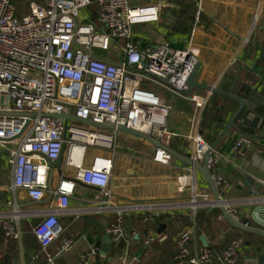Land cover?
I'll use <instances>...</instances> for the list:
<instances>
[{"label":"built area","instance_id":"obj_1","mask_svg":"<svg viewBox=\"0 0 264 264\" xmlns=\"http://www.w3.org/2000/svg\"><path fill=\"white\" fill-rule=\"evenodd\" d=\"M161 5L153 1L131 5L129 0H0V148L7 151L12 171V188L26 192L31 202L45 195L50 163L57 162L65 146L66 164L76 168L74 178L61 176L53 192L54 208L35 211L39 218L33 234L41 250H46L63 232L56 214L66 210L77 182L96 187L109 195L111 159L95 156L90 166L83 164L89 147L113 148L114 131H92V127L72 119L54 117L71 113L96 123L112 122L147 132L163 147H155L153 159L169 164L172 156L164 149L174 135L167 129L170 106L161 91L181 94L197 63V51L188 45L175 48L168 42L140 48L133 41V27L159 21ZM95 15V19L93 17ZM199 3L193 11L194 25L201 21ZM93 49L119 51V58L97 55ZM204 101H196L201 108ZM146 126V128H144ZM79 137H83L82 139ZM87 138L90 140L88 141ZM251 139L239 136L233 150L245 155ZM83 155L74 162L72 151ZM193 160H201L208 149L201 136L195 138ZM194 175L197 171L191 168ZM183 176L180 189L192 182ZM218 186L222 176L214 177ZM191 200L193 213L209 196ZM99 207L97 211L101 210ZM143 213L141 222L159 214L152 206H135ZM237 219L235 210L226 208ZM107 228L111 243L120 244L128 235L122 212ZM6 236L18 240L17 218L0 219ZM192 229H183L175 240L177 264H239L242 237L230 240L219 252L208 247L190 248ZM73 238H64L53 257L69 251ZM97 246L83 254L80 264H91ZM128 264L127 256H119Z\"/></svg>","mask_w":264,"mask_h":264},{"label":"crops","instance_id":"obj_2","mask_svg":"<svg viewBox=\"0 0 264 264\" xmlns=\"http://www.w3.org/2000/svg\"><path fill=\"white\" fill-rule=\"evenodd\" d=\"M153 1L156 0H129L131 5ZM157 2L161 5L159 21L134 26L133 41L140 48L142 42L144 46L168 42L175 48L191 45L197 51L198 69L194 78L197 84L245 97L248 84L252 88L260 80L252 70L255 68L264 74V55L263 62L255 65L262 56L260 48L264 49V0ZM197 3L202 8V15L199 24L194 25L192 11ZM119 55V51L110 50L107 57L114 59ZM161 94L170 106L166 125L174 135L169 147L192 159L198 135L208 147L216 143L211 172L214 177L225 179V183L218 186L221 201L226 208L235 210L237 220H246L251 227L264 229L251 217L253 201L257 198L264 200V174L255 170L250 161L253 153L264 152V138L251 140L252 146L245 148L244 156L235 154L233 150L240 136L234 128L229 130V135L225 134L218 140L225 123L237 110L238 102L202 88H193L189 95L165 90ZM196 101H204L203 106L197 108ZM241 117L242 114L235 120L238 126ZM113 133L115 141L112 149L89 147L83 158L85 166H90L95 156L111 159L109 195L102 196L96 187L77 182L68 207L56 214L63 232L46 250L40 249L33 234V227L39 220L34 212L49 211L55 207L53 192L60 177L74 178L76 168L66 164L65 150L61 165L49 169L44 198L34 203L24 190L12 188V171L6 162L7 151L0 148V219L17 218L20 231L18 240L0 232V264H41L47 255H54L64 238L74 239L72 248L53 257L50 264H80L81 256L93 246H97L99 252L91 264H123L119 256L124 254L128 264H177L174 259L175 240L183 229H192L190 248L193 250L204 247L199 239L201 235L207 240V246L220 250L240 234V230L224 219L221 212L213 210L219 209V203L212 200L209 186L199 172L193 175L190 166L173 156L169 164L156 162L153 159L154 145L150 142L121 131ZM79 155L80 151L75 148L73 159ZM245 174L255 179L250 190L243 183ZM187 175H193L192 182L181 190V179ZM251 192H255L256 196ZM204 194L209 196L205 201L207 203L198 206L193 213L192 198L200 201ZM141 205L152 206L159 215H168L172 221H159L157 224L154 218L146 224L135 222L139 216L142 218L143 213L133 208ZM99 207L102 209L97 211ZM118 212L124 214L128 235L121 244L111 243L109 253L102 256L103 237ZM162 223L166 224V228L159 234L157 228ZM242 238L244 243L239 264H245V259L256 254H264V238L251 233H245ZM139 250L143 253L138 259L136 254ZM211 264L222 263L214 260Z\"/></svg>","mask_w":264,"mask_h":264},{"label":"water","instance_id":"obj_3","mask_svg":"<svg viewBox=\"0 0 264 264\" xmlns=\"http://www.w3.org/2000/svg\"><path fill=\"white\" fill-rule=\"evenodd\" d=\"M141 47H144V42L141 43ZM262 51V56L259 57L255 65L257 63L263 62V55L264 49L260 48ZM198 69V62L195 64L194 68L192 69L186 84V88L181 91L183 95H189L193 88H202L207 91L221 93L224 96H227L231 99H234L238 102V108L233 114V116L225 123L222 131L219 134L218 140L225 134L229 135V130L234 128L240 136L247 137L251 140H260L264 138V90H262V85L264 84V74L260 70H256L255 68L252 70L257 76H259L260 80L257 84L250 88L248 84V89L246 91L245 97H238L230 93L222 92L217 89L202 86L195 82V74ZM242 114V117L239 119V126L235 123L237 116ZM54 117L63 118L65 121L68 119H72L79 124H84L87 126L92 127V131H103L108 132L110 130L121 131L125 132L134 136H138L150 142L155 147H163L157 140L151 137L147 132L137 130L135 128L129 127L124 124H114L112 122H103V123H96L89 119H82L77 116L72 115L71 113L66 114H54ZM249 131H263L262 134H254L250 133ZM216 147V143L208 147V149L203 154L202 161L193 160L187 156H184L170 147H164V149L173 157L178 158L184 165L190 166L195 171L199 172L203 178L205 179L206 183L209 186L211 192V198L215 202H218V208L221 212V215L224 219H226L233 227L239 229L241 232L251 233L258 235L264 238V229L251 227L248 225L246 220L239 221L232 217L226 209L225 204L221 201L217 185L214 180V176L211 172V164H212V153ZM65 151V146H63L62 154L57 162L50 163V167H59L62 163L63 159V152ZM221 153V151H218ZM251 166L255 168L260 173L264 174V152L260 153H253L250 156ZM255 179L248 174L243 176V183L246 185L248 190L251 189V185H253ZM253 196H256L255 192H251ZM200 198V197H199ZM201 200V199H199ZM222 202V203H221ZM253 208L251 212V217L253 221L262 226L264 228V200L257 198L253 201ZM166 228V224L162 223L159 224L157 228V233H162ZM201 243L204 247H207V240L203 235L199 237ZM111 247V239L108 234L103 237L102 245H101V255L105 256L109 253ZM147 247V245L145 246ZM143 251L139 250L136 254V257L139 259L142 255ZM245 264H264V254H256L251 258H247L244 260Z\"/></svg>","mask_w":264,"mask_h":264},{"label":"trees","instance_id":"obj_4","mask_svg":"<svg viewBox=\"0 0 264 264\" xmlns=\"http://www.w3.org/2000/svg\"><path fill=\"white\" fill-rule=\"evenodd\" d=\"M193 12V11H192ZM93 17L95 18V15H94V13H93ZM213 210H215V211H219L220 212V210L219 209H213ZM215 211H213V212H215ZM197 215H198V212H197V214H196V218H197ZM155 220L157 221V224L159 223V221H162V222H167V223H170V221H172V220H170V216H168V215H159V216H157V217H155ZM141 222V216H139L137 219H135V222ZM141 223H143V224H146V223H144V222H141ZM197 224V223H196ZM239 231V230H238ZM1 233H2V235L4 236L5 234H4V232H2V231H0ZM197 232L198 233H200V231H199V229H198V224H197ZM239 235H237L235 238H237V237H243L244 236V234H245V232H240L239 231ZM6 236V235H5ZM122 243V242H121ZM120 243V244H121ZM227 244V243H226ZM226 244L223 246V247H225L226 246ZM209 249H211L212 251H214V252H219L222 248H220V250H215L214 249V247L213 246H207ZM175 263H176V261H175Z\"/></svg>","mask_w":264,"mask_h":264},{"label":"rangeland","instance_id":"obj_5","mask_svg":"<svg viewBox=\"0 0 264 264\" xmlns=\"http://www.w3.org/2000/svg\"><path fill=\"white\" fill-rule=\"evenodd\" d=\"M93 52L97 55H100V56H103V57H107L108 56V53L110 52L109 50L107 51H103V50H100V49H93ZM5 150V149H4ZM7 176V175H6Z\"/></svg>","mask_w":264,"mask_h":264},{"label":"bare ground","instance_id":"obj_6","mask_svg":"<svg viewBox=\"0 0 264 264\" xmlns=\"http://www.w3.org/2000/svg\"><path fill=\"white\" fill-rule=\"evenodd\" d=\"M144 128H146V126H144ZM79 138L82 139L83 137H79ZM87 140L90 141L88 138H87ZM75 148H76L78 151H80V155H79L76 159H73V153H74ZM75 148H74V150L72 151V159H73L74 162H76V161L81 157V153H82V155H83V151H82V149H80L79 147H75Z\"/></svg>","mask_w":264,"mask_h":264}]
</instances>
